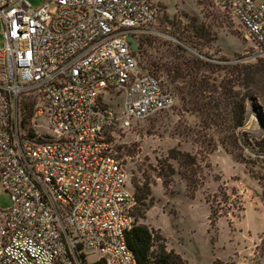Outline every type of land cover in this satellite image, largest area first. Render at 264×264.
I'll use <instances>...</instances> for the list:
<instances>
[{"label":"built area","instance_id":"obj_1","mask_svg":"<svg viewBox=\"0 0 264 264\" xmlns=\"http://www.w3.org/2000/svg\"><path fill=\"white\" fill-rule=\"evenodd\" d=\"M44 1L0 0V264H137L135 202L110 138L174 105L127 41L156 22V3ZM214 3L264 54V0Z\"/></svg>","mask_w":264,"mask_h":264},{"label":"rangeland","instance_id":"obj_2","mask_svg":"<svg viewBox=\"0 0 264 264\" xmlns=\"http://www.w3.org/2000/svg\"><path fill=\"white\" fill-rule=\"evenodd\" d=\"M154 1L158 18L136 35L139 54L135 57L139 72L158 79L172 93L174 105L168 111L132 121L127 130L115 129L110 138L128 174L130 191L142 184L150 190L151 207L137 223L153 232L156 247L163 245L187 264H264V148L260 143L264 139V113L249 106L237 132H246L250 140L240 138L238 147L229 141L223 146L219 139L230 122L229 114L223 122L206 128V120L180 101L166 74L152 72L148 65L149 59L160 57L175 61L167 55V46L176 45V40L185 36L192 42H180L187 55L198 57L188 47L193 46L214 66L249 65L264 59V54L214 0ZM44 2L27 0L33 8ZM202 33L207 37H200ZM3 45L0 23V48ZM220 76L223 74L211 75L217 84ZM115 101L112 93L109 105L119 111ZM171 151L191 158L179 165L170 158ZM9 208V197L0 189V209ZM95 259L89 256L88 261Z\"/></svg>","mask_w":264,"mask_h":264},{"label":"trees","instance_id":"obj_3","mask_svg":"<svg viewBox=\"0 0 264 264\" xmlns=\"http://www.w3.org/2000/svg\"><path fill=\"white\" fill-rule=\"evenodd\" d=\"M199 36L206 38L207 33ZM190 38V36L181 37L176 40V45L167 46V55L175 61H163V57H160L149 59L148 65L152 68V72L162 71L166 74L169 84L175 86L180 101L206 120L204 123L206 128L208 125L216 126L217 123L223 122L229 114L230 122L222 131L224 137L219 141L223 146L229 141L232 146L238 147L240 138L250 140L246 132H242V135H240L241 131L237 132L243 125L249 106L264 112V59H259L253 64L235 65L229 68L210 65L203 60L206 56L200 50L188 46L198 56L192 57L187 55V50L180 47V42L192 45ZM138 42L143 45L141 39ZM206 43L209 44V41ZM216 73L223 74V77L220 76L219 84L211 77ZM178 83L180 85L176 87ZM260 143L264 148V139H260ZM170 158L183 165L187 164V160L191 157L186 153L171 151ZM182 176L187 181L185 175ZM133 198L135 202L133 226L126 235V245L137 264H187L172 251H166L163 245L156 247L157 238L153 232L137 223L138 220L145 218L151 207L148 186L134 185Z\"/></svg>","mask_w":264,"mask_h":264},{"label":"water","instance_id":"obj_4","mask_svg":"<svg viewBox=\"0 0 264 264\" xmlns=\"http://www.w3.org/2000/svg\"><path fill=\"white\" fill-rule=\"evenodd\" d=\"M127 41L130 43L131 50L134 53H137L138 49H137V44H136L135 39L133 37H128Z\"/></svg>","mask_w":264,"mask_h":264}]
</instances>
